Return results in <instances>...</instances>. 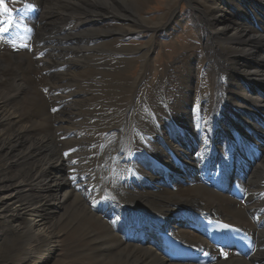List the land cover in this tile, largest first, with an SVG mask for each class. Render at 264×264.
I'll list each match as a JSON object with an SVG mask.
<instances>
[{"label": "bare ground", "instance_id": "1", "mask_svg": "<svg viewBox=\"0 0 264 264\" xmlns=\"http://www.w3.org/2000/svg\"><path fill=\"white\" fill-rule=\"evenodd\" d=\"M186 1L199 31L206 73L199 83L202 72L185 59L183 66L166 72V80L175 78L173 69L179 68L186 74L188 91H176L164 81L155 97L140 100L153 51L146 50L143 69L130 82L121 76L135 60L130 53L140 56L142 50L117 42L129 35L128 23L135 22L142 11L137 5L144 0H4L8 12L0 10L5 20H0V29H6L0 31V226L20 232L29 245L23 251L26 258L37 246L52 244L73 228L62 257L46 254L43 264H173L147 232L150 225L156 233L171 230L198 253L209 252L205 264H264V127L248 126L249 113L240 119L235 94L228 92L230 88L252 98L245 86L262 88L252 116L263 115L264 35L254 32L246 13L253 8L263 14L264 4ZM216 10L222 20L212 15ZM165 26L158 23L152 32ZM25 90L44 122L36 109L15 104ZM55 106L61 107L57 133L67 127L60 126L65 111L75 112L73 128L63 137L71 136V143L63 154L52 126ZM207 121L224 125L213 134ZM72 144L82 148L83 169L97 176L91 186L83 169L71 167L82 159ZM23 170L28 171L25 177L20 176ZM48 180L58 186L55 197L61 207L57 213L37 216L35 210L49 202ZM72 187L73 193L68 192ZM100 188L102 193L93 196ZM38 196L45 202L28 211L29 200L39 201ZM108 198L115 206L106 213ZM25 218L21 228L17 220ZM183 219L196 229L203 220L235 226L254 238L253 252L245 258L232 255L228 245L214 246L204 234L187 230ZM163 222L166 227H161ZM6 240L2 244L10 247L12 238Z\"/></svg>", "mask_w": 264, "mask_h": 264}, {"label": "rangeland", "instance_id": "2", "mask_svg": "<svg viewBox=\"0 0 264 264\" xmlns=\"http://www.w3.org/2000/svg\"><path fill=\"white\" fill-rule=\"evenodd\" d=\"M210 2V0H193V2ZM261 4H264L263 0H260ZM215 3L209 4V6H214ZM138 7L142 8V11L139 15L136 16L135 22H130L129 29L131 30L128 36H125V39L119 40L117 43H119L120 46L130 48L131 50H142V54L140 56H136V53H130L131 55H134L135 60L131 62V64L128 66L127 70H125L123 75L121 76L123 79H126L127 81H132L133 79L137 78L138 75L141 73V70L143 69V62L144 58L142 57L146 50L149 49L152 52V56H148L151 59V62L149 64V74L147 77L143 80L141 84V91H140V100H145L146 96L149 97L148 99H152L153 96L155 97L158 87H161L164 83V81L167 82V76L166 72H169L172 70V68L177 66H183L185 59L190 61L195 68V71L198 73V71L202 72L204 69L202 63V57L204 50L202 49V45L200 43V37H199V31L192 21V14H191V8L188 5V2L186 0H144V2L139 3L137 5ZM217 7H220L219 5H216ZM264 11V10H263ZM127 15H131L132 12L129 10L124 11ZM220 12L217 10L213 12V16L215 15V18L217 20H222V17L218 15ZM173 15V17H171ZM248 19L250 20V25L253 27V30L255 33L259 35H264V13L259 14L257 10H254L251 8L247 11ZM184 15V16H183ZM135 17V16H134ZM165 17V18H164ZM183 17V18H182ZM160 21V19H163ZM167 19V20H166ZM1 21L3 18L0 17ZM166 22V26L162 30H156L154 33L152 32V28L156 24H162ZM121 23L123 21L121 20ZM158 32V33H156ZM169 33V34H168ZM117 35L116 37H118ZM190 52V53H189ZM191 56V57H190ZM36 57V56H35ZM34 57V58H35ZM143 59V60H142ZM180 61V62H178ZM131 66V67H130ZM196 66V67H195ZM201 66V67H200ZM195 72V74H196ZM206 72L200 73L199 76V83H201L202 77H204ZM173 74L176 76L170 77L169 82H167L168 86H170V83L172 88H176V91H188L190 89V85H186V80L184 79L183 75L186 76V74H182V71L179 68H176V70L173 69ZM165 76V77H164ZM238 79H241L240 77H236ZM165 79V80H164ZM221 82L222 80L219 79ZM162 83V85H161ZM202 83H205L204 80ZM161 86H160V85ZM195 86V83H193V87ZM202 86V84H201ZM242 86H245L244 81L242 83ZM157 87V89H156ZM192 87V88H193ZM246 91L252 95V98H246L244 95H242L239 92H236L230 88H228V92L234 93L235 97L233 99V105L235 107H238V116L240 119H243L246 117V114H250L248 117V121L250 124L248 126H254V127H264V107H261V111L263 113L262 116H260L258 119L252 116L256 112V105L257 100L261 98L263 90L262 88H257L254 90H251L249 87H246ZM207 88H204V91H207ZM144 91V92H143ZM148 91V93H147ZM221 92H223L221 90ZM227 92V93H228ZM146 93V95H144ZM27 91L22 92L20 95L16 97L15 104H18L20 106H23V109L31 110L36 109L38 113H40L39 108H35L31 105L29 102V99L26 97ZM153 95V96H152ZM224 97V94L221 95ZM164 100L167 99V95L163 96ZM169 99V98H168ZM237 99V100H235ZM55 109V111H53ZM61 110L60 106H55V108H51L52 116L55 117V120L52 121V126L54 127V137L57 138V141H60V145H58V149L61 154H63V151L65 150L66 146L71 143V136L67 137V139H63V137L66 134V130H70L71 124L73 123V119L75 116H71V114L75 113L72 109L66 110L65 119L61 118V125L67 126L63 127L64 131L63 133L58 130V133L56 132V114H59V111ZM70 111V112H69ZM233 113H236L235 110H231ZM201 115V112L199 116ZM40 117H42V114L40 113ZM44 122L46 120L45 117H42ZM228 118V117H227ZM67 119V120H66ZM219 119V116H218ZM229 119V118H228ZM41 122V123H42ZM209 122V121H207ZM209 126L213 129V134L215 132H218L217 128H222L221 123L214 122L208 123ZM36 132V131H35ZM43 132V130H41ZM37 133H40L39 129H37ZM52 136V134L50 135ZM256 141H259V138L255 139ZM58 141V142H59ZM78 145L72 144V148L75 152V155L82 156V159L80 157V163L73 164L72 168H80L82 167V160L84 158V155L82 154V148L75 149V147ZM109 147V146H108ZM71 152V147L69 154ZM71 160L69 159V162ZM58 164V163H56ZM56 166V165H55ZM68 171V173H71V171L67 168H64ZM84 176H85V182L89 186H91V182L97 178L95 174L89 173L86 171V169H83ZM37 173L39 171L36 170ZM28 171L23 170L20 173L21 177H25L27 175ZM121 179V178H120ZM122 184L124 187H128L129 185L125 183L124 178L122 177ZM58 186L54 183V181L48 180V187L45 190V196L49 197V202L43 206L42 209L35 210V214L40 215L41 213H50V212H58V209L61 207L60 205V199H56ZM75 190V187H72L68 189V192H72ZM102 193V189L100 188V191L97 194H94L93 196H96ZM93 193L89 194L92 195ZM95 197V198H96ZM40 198L38 196V200H29V205L27 206L28 211L32 210L36 207V205H41L43 202H40ZM80 198V202H85L84 198ZM115 198V197H114ZM110 200V205L106 207L105 212L108 213L109 211H114V203L112 199L108 198ZM94 204L96 206L98 199L96 198L94 200ZM50 204H53L54 206H51ZM92 205V206H93ZM64 206V204H63ZM28 221V218L25 219H19L17 222H19V226L22 228L24 223ZM63 223L61 222L62 226ZM26 226V225H24ZM0 229H5L4 234L2 235L0 239V264H43L46 260V254H55L56 257H62V254L64 252V249L68 246V238H69V232L73 230V228H70L67 232V229L61 233L53 242L52 244H44V246H37V249L35 252H30L29 256L31 255L30 259L26 258L27 254L23 253L24 249H28L29 245L27 242H23L20 232L18 230L7 231L6 228L0 226ZM7 238H12V243L10 247L4 246V244L7 240ZM56 243V245H54ZM52 246H55V251H52Z\"/></svg>", "mask_w": 264, "mask_h": 264}, {"label": "snow or ice", "instance_id": "3", "mask_svg": "<svg viewBox=\"0 0 264 264\" xmlns=\"http://www.w3.org/2000/svg\"><path fill=\"white\" fill-rule=\"evenodd\" d=\"M0 10H2L5 14L8 12L7 7H5L4 0H0ZM0 31H6V29H0ZM53 111H55V109H53Z\"/></svg>", "mask_w": 264, "mask_h": 264}]
</instances>
